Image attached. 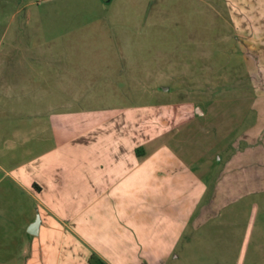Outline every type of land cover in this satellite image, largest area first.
Segmentation results:
<instances>
[{
  "label": "rangeland",
  "instance_id": "1",
  "mask_svg": "<svg viewBox=\"0 0 264 264\" xmlns=\"http://www.w3.org/2000/svg\"><path fill=\"white\" fill-rule=\"evenodd\" d=\"M44 70L78 81L79 109L113 89L108 102L124 108L190 103L193 119L173 120L176 149L214 165L224 189L232 173L240 189L264 187V0H0V111L35 109ZM233 207L188 232L195 241L172 264L260 254L264 192Z\"/></svg>",
  "mask_w": 264,
  "mask_h": 264
},
{
  "label": "crops",
  "instance_id": "2",
  "mask_svg": "<svg viewBox=\"0 0 264 264\" xmlns=\"http://www.w3.org/2000/svg\"><path fill=\"white\" fill-rule=\"evenodd\" d=\"M42 72L35 109L0 111V264H172L195 241L188 232L264 192L240 189L233 173L224 189L214 165L176 149L173 120L189 123L190 103L124 108L108 102L113 89L79 109L78 81ZM261 243L249 264H264ZM240 260L215 255L216 264Z\"/></svg>",
  "mask_w": 264,
  "mask_h": 264
},
{
  "label": "water",
  "instance_id": "3",
  "mask_svg": "<svg viewBox=\"0 0 264 264\" xmlns=\"http://www.w3.org/2000/svg\"><path fill=\"white\" fill-rule=\"evenodd\" d=\"M40 223H41V219H40V217L38 216L37 219H36V221H35V223H34L33 226H32V230H33V231L31 230L30 233L34 234V231H36V230L38 229Z\"/></svg>",
  "mask_w": 264,
  "mask_h": 264
}]
</instances>
